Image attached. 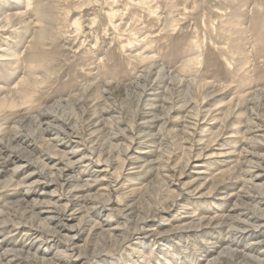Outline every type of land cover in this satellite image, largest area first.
<instances>
[{"label":"rangeland","instance_id":"1","mask_svg":"<svg viewBox=\"0 0 264 264\" xmlns=\"http://www.w3.org/2000/svg\"><path fill=\"white\" fill-rule=\"evenodd\" d=\"M0 14V264L264 263V0Z\"/></svg>","mask_w":264,"mask_h":264},{"label":"bare ground","instance_id":"2","mask_svg":"<svg viewBox=\"0 0 264 264\" xmlns=\"http://www.w3.org/2000/svg\"><path fill=\"white\" fill-rule=\"evenodd\" d=\"M2 14H6V13H4V12H2ZM17 18L18 19V17H17V15H14V16H11V15H6V17H4V16H2L1 14H0V28L1 29H5L4 27H6V26H8V25H10L11 23H12V21H13V19L14 18ZM19 22H18V24H24V21H22L21 20V17L19 18V20H18ZM18 24H14L13 26L15 27L16 25H18ZM145 78H147V77H144V79ZM137 92H138V90H136ZM139 97H140V95H141V93L139 92ZM1 152H2V150H1V148H0V155H1ZM87 163V162H86ZM18 165H20V164H18ZM21 166V165H20ZM258 168H263L264 169V165H258ZM51 174V182L53 183L54 182V185L55 186H57V188H59V190L60 191H62V192H64V191H66V190H69V184H70V182L68 181V180H63V178H64V176L63 175H61V173H59L58 171L57 172H54V173H50ZM64 174V173H63ZM252 178L253 179H249V181L252 183V187H253V183L254 182H256V181H254V179H256V178H258L257 176H252ZM24 179V178H23ZM252 198V197H251ZM251 200V199H250ZM264 204V203H263ZM255 206H256V204H255ZM68 207H69V205H66L65 206V208H64V211L65 210H67L68 209ZM34 216H36V215H34ZM252 219H254V220H257L258 218H256V217H253ZM91 220V219H90ZM250 220L249 219H238V220H236L235 222H234V220H233V222L231 223V225L229 226V227H226V228H228V231H227V236L229 237L230 236V238H232L233 240H239V239H242V238H244L243 236H247L248 235V233L249 232H251V229H253L252 227H258L259 225H260V223L259 222H249ZM246 223H249V224H247L246 226H245V224ZM41 224V223H40ZM44 225V227H47L48 225L46 224V223H44L43 224ZM42 225V226H43ZM40 226V225H39ZM41 227V226H40ZM251 237H252V239L250 240V245L249 246H251V247H254V248H256V247H259V246H262V244H264V238H260V237H256L255 236V234H251L250 235ZM41 238H42V236L41 237H39L38 235H36V239H38V240H41ZM231 244V243H230ZM232 245V244H231ZM232 250H233V252H231V249L229 250L228 249V256L229 257H232V259L230 260V261H233V259L235 260V258L234 257H236V258H238V259H245V258H247V257H251L250 259H252L253 260V257L252 256H248L249 255V252H247L248 253V255L246 256V255H241V257H239L238 255H237V248L235 249L234 247H232ZM220 257V256H219ZM25 259V261H22V260H20V263L21 264H33L32 262H33V260H32V258H29L28 256L27 257H25L24 258ZM219 259V258H218ZM256 259H258V258H256ZM217 260V259H216ZM229 261V262H230ZM243 261V260H242ZM246 261V260H245ZM245 261H243V262H245ZM258 263H262L261 261H259V260H256ZM248 264H253V263H249L248 262ZM262 264H264V263H262Z\"/></svg>","mask_w":264,"mask_h":264}]
</instances>
